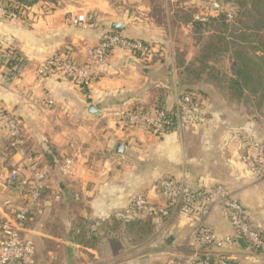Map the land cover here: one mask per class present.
<instances>
[{
  "label": "crops",
  "instance_id": "1",
  "mask_svg": "<svg viewBox=\"0 0 264 264\" xmlns=\"http://www.w3.org/2000/svg\"><path fill=\"white\" fill-rule=\"evenodd\" d=\"M24 4L21 19L0 20V41L16 47L23 59L15 76L8 77V69L0 71V104L20 123L23 138V143H15L0 123V220L25 200L26 188L11 184L8 174L20 168L23 177H30L29 157L40 168H48L49 186L25 232L37 243L36 264H168L181 256L189 245L190 222L181 215L144 216L132 205L137 195L164 204L165 197L152 185L165 177L186 179L204 191L219 183L228 185L264 234V182L254 178L246 160L255 159L254 142L264 137V128L228 106L218 91L224 84L191 78L188 70L196 65L199 48L194 23L198 16L222 15L221 2ZM91 15L94 19L89 20ZM111 21L123 23V35L150 43L152 56L140 59L116 49L87 88L58 74L37 75L38 65L61 51L78 63L86 62L88 50L109 30ZM250 44L259 48L257 55L263 53L257 42ZM233 69L234 65L216 67V72L231 76ZM189 90L201 101L200 118L163 135L143 128L122 129L111 114L124 106L173 110L178 95ZM49 96L51 105L46 101ZM90 104L96 108L94 115L87 112ZM66 158L74 162L71 175L60 172ZM209 223L219 236L233 234L218 208ZM142 227L149 231L143 239ZM46 239H53V246L46 245ZM208 254L212 258L221 254L234 264H264V252L237 240L223 249L209 248Z\"/></svg>",
  "mask_w": 264,
  "mask_h": 264
},
{
  "label": "built area",
  "instance_id": "2",
  "mask_svg": "<svg viewBox=\"0 0 264 264\" xmlns=\"http://www.w3.org/2000/svg\"><path fill=\"white\" fill-rule=\"evenodd\" d=\"M227 21L234 18L235 6L228 4L222 7ZM27 6L18 0H0V20L21 19ZM94 16H89V20ZM199 21H208L207 16H198ZM116 49H122L140 59H145L155 52L154 47L141 40L129 38L122 33L106 30L100 41L88 50L87 61L78 63L67 52L61 51L47 57L36 68L40 77L58 74L78 86H90L100 67L107 64L109 56ZM23 64L21 53L6 41H0V71L8 69V77L15 76ZM49 105L53 99H46ZM201 101L194 92H182L178 95L173 110L165 107L149 109L124 106L111 112L117 119V125L143 128L157 135L166 134L194 123L202 113ZM0 123L5 125L13 141L23 143L20 123L0 104ZM257 158L250 169L255 179L264 182V139L255 142ZM248 163L249 159H246ZM27 165L31 176L23 177L20 168L8 174L11 184L19 183L26 188L25 200L15 212L0 220V264H36L37 247L34 241L25 235L26 224L42 204L44 191L49 186L51 171L40 168L36 161L29 157ZM74 162L66 158L60 167L63 175H71ZM152 188L166 199L164 204L154 203L144 195L133 198L132 205L141 215L154 218H171L181 215L189 222L188 248L178 258L168 264H230L221 254L212 258L209 248L223 249L236 244L238 237L247 242L249 248L264 252V235L258 230L247 216V210L236 197L232 189L224 184L214 185L210 190H197L186 179L170 177L154 181ZM264 206V202H263ZM229 221L232 235L219 236L209 223V217L215 209Z\"/></svg>",
  "mask_w": 264,
  "mask_h": 264
},
{
  "label": "trees",
  "instance_id": "3",
  "mask_svg": "<svg viewBox=\"0 0 264 264\" xmlns=\"http://www.w3.org/2000/svg\"><path fill=\"white\" fill-rule=\"evenodd\" d=\"M18 1L29 4L31 0ZM218 1L222 3V7L228 4L235 6L234 18L227 21L222 13L223 16L194 23V39L199 48L195 58L196 65L188 69L191 71L189 75L197 79L211 78L214 82L227 85V89L237 93L238 97L244 96L246 92L259 94L264 103V0ZM235 40L247 44L243 45ZM253 41L259 44L262 54H256L259 48L250 44ZM232 65L234 69L231 76L226 72H216V67L227 66L231 69ZM139 232L142 239L149 233L144 227ZM253 250L262 252L259 249ZM229 263L234 264L231 261Z\"/></svg>",
  "mask_w": 264,
  "mask_h": 264
},
{
  "label": "rangeland",
  "instance_id": "4",
  "mask_svg": "<svg viewBox=\"0 0 264 264\" xmlns=\"http://www.w3.org/2000/svg\"><path fill=\"white\" fill-rule=\"evenodd\" d=\"M156 1L159 5L163 4L165 0H153ZM226 85V84H225ZM224 86V85H223ZM218 91L223 95V97L227 100L228 106L235 109V111H241L253 117L256 122L264 128V103L262 102L259 94H253L250 92H246L244 96L238 97V94L232 93L230 90L227 89V85L224 86V89H218ZM264 139L261 138L260 140ZM259 140V141H260ZM258 142V141H255ZM254 142V143H255ZM258 155H256L255 159H249V163L254 164ZM33 216L29 217L28 221L32 219ZM28 221L26 224V231L28 230ZM53 225V223H52ZM38 236V234H37ZM53 239L45 240V244H51L53 246ZM35 243V242H34ZM37 245V243L35 244ZM38 248V246H37ZM51 264H57L56 262L52 261Z\"/></svg>",
  "mask_w": 264,
  "mask_h": 264
},
{
  "label": "water",
  "instance_id": "5",
  "mask_svg": "<svg viewBox=\"0 0 264 264\" xmlns=\"http://www.w3.org/2000/svg\"><path fill=\"white\" fill-rule=\"evenodd\" d=\"M107 27H108V29L111 30V31H114V32H117V33H121V32H122V29H123V23H122V22H119V21H111V22L107 23ZM87 112H88L89 114L94 115V114H96V108H95L92 104H90V105H88V107H87ZM122 149H123V145H119V146H118V151L121 152ZM237 241H238L242 246L247 245V242H246L245 239L242 238V237H238V238H237Z\"/></svg>",
  "mask_w": 264,
  "mask_h": 264
}]
</instances>
